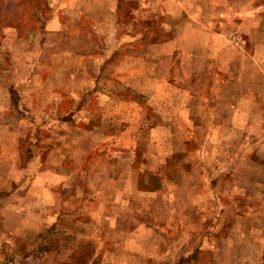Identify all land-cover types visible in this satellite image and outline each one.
I'll return each instance as SVG.
<instances>
[{
  "label": "rangeland",
  "instance_id": "obj_1",
  "mask_svg": "<svg viewBox=\"0 0 264 264\" xmlns=\"http://www.w3.org/2000/svg\"><path fill=\"white\" fill-rule=\"evenodd\" d=\"M184 1L187 12L217 7L207 33H228L231 51L220 57L223 41L185 47L205 38L191 27L176 37L190 16L168 22L156 8L135 21L136 0L90 4L100 15H73V28L53 35L27 31L24 47L1 31V56L26 64L0 82V264H264L262 96L209 78L215 57L229 58L235 78L255 71L238 26L241 4L255 0ZM39 2L45 13L46 0L27 3ZM3 6L18 24V0ZM262 20L246 50L264 65ZM149 173L165 179L160 191L143 189Z\"/></svg>",
  "mask_w": 264,
  "mask_h": 264
},
{
  "label": "crops",
  "instance_id": "obj_2",
  "mask_svg": "<svg viewBox=\"0 0 264 264\" xmlns=\"http://www.w3.org/2000/svg\"><path fill=\"white\" fill-rule=\"evenodd\" d=\"M77 1L79 2V4L84 3V2L85 4L76 6L75 2ZM108 1L109 0H46L45 4L47 3L49 8L47 9L48 13L47 11L44 13V9L41 8V5H44L43 3L39 2L38 5L34 6V8L33 7L30 8L29 6H31V4H34V3L28 4L27 3L28 0H18V4H19V8H17L18 24L13 22L12 15L10 14L11 10H9V7L4 6L2 8V11L0 14V41L4 38L3 34L6 35V32L1 33L2 30H8L7 31L8 34L9 33L13 34L14 32L17 31L18 32L17 41L22 47L25 46L24 41H26L27 36H28L26 33L27 31H33V32L43 31L44 35H53V34H57L59 31L70 30L73 28V25H74L72 22L75 21L74 18H72L73 15H80V14L82 15L84 12H88L90 14L92 13L93 15H100V13L95 12V10L97 8L105 6L108 3ZM136 1L139 2V5L142 7L143 11L142 10L138 11L141 13L139 14L135 10V13H134L135 21H143V22L150 21V19H153L152 16L156 13V8H158L157 12L159 10L163 11V14L165 15V17L167 16L166 20L168 22L173 20L172 17L175 16L176 13L179 16L184 17L187 20H189V16H190L191 21L189 20L187 21V23H183L178 26V33L176 37L177 36L181 37V34L183 31H187V30H190L191 28L192 29L194 28V30L205 34V38L203 41H199V38H194L195 40H189L188 42L183 43L185 47L186 46L192 47L193 51H196L197 47L199 46H204L206 48L212 49L215 46V42L221 43V41H223V44H221L222 51H221L220 57L225 55L229 50L231 51L230 48L232 46L229 45L228 40H227L228 33L225 35L224 34L222 35V33H219V36H223L224 40H222V38L221 40L216 39L213 34L207 33L211 29V27L208 29L207 26L205 25V23H207V20L205 19L206 18L205 15L207 14L209 15L208 12H210L211 10H216L217 7L210 6V7L202 8V9L198 8L196 11H193L191 7V9L188 10L187 12V8L189 7V5L185 3L184 0H146V2L144 0H136ZM245 2L241 5L243 6V8H246L245 10L249 12L238 14V16L246 15V18L243 19V22H241V25H238V26H239V31H241V33L246 35V38L244 39V41L247 47L248 45H252L253 41L260 40L257 38L258 36L256 37L255 35L259 33H263V32H259V33L255 32L257 28H254L256 26H253V25L255 24V22H260V19L261 20L263 19L264 3H262L260 0H255L254 4H249L247 6ZM195 3H196V0L192 2V4H195ZM90 4H92L93 7L96 9L91 11L89 9ZM171 5L173 6V11L170 10ZM241 11H244V10H241ZM77 12L78 14H75ZM106 13L107 11L103 9L102 15H106ZM190 14H193V16H191ZM26 16H28V18H26ZM249 22L251 23L250 27L247 26ZM261 23H264V21L262 20ZM187 24H192V25H187ZM258 26L257 27L260 30L264 29L263 24H258ZM96 27L98 30H100L98 20H96ZM229 42L231 43L233 41H229ZM1 43L2 42H0V52H1ZM176 43L177 41H173V42L164 44V46H167V45L175 46ZM246 47L244 48V51L247 52L248 56H246L245 59H247V61L250 62L252 66L255 67L257 70L254 69L255 71H253L252 73L249 72L248 76H246L245 70H243L241 75L235 78L234 74L231 73V71L229 70L230 68V65H229L230 62H228L229 58L224 63H221L222 66H218L217 61H216L217 57H215L214 61H212V64L215 63L216 66H215V69H213L210 72L209 78L212 83V80H214L213 73H216L217 75L219 74V75L225 76L227 80L226 81L227 84L230 81H232V79L239 80V84L242 87H247V91L244 96H246L247 99H249L250 96L253 97L252 92L254 91L258 93L260 96H262L260 99L257 98L260 101L258 103V106H264V101L262 100L264 99V65H263V62H260L259 59L255 58V55H254L255 52L246 50ZM25 57L26 55L22 56L21 54L19 55V58L16 61L15 59H13V56L11 54L5 55L3 57L1 56V53H0V82H4V81L6 82V80L9 81L12 77H14V76H11L10 74L4 73V71H6L8 67L11 69H14V72H18L19 69L21 70L20 72H23L24 70L23 66L26 64ZM47 67L49 68L50 75H51L50 65H47ZM181 67L183 69L182 65ZM34 72H35L34 78L36 81V79L40 77L41 70H39L38 72L36 71ZM101 78L103 77L101 76ZM144 78L146 79V81L150 80L149 77H147L146 75L144 76ZM3 86H5V84ZM162 86H164L163 83H162ZM127 88H128L127 91L132 92L135 95H139V96L146 95L149 98H153L151 94L146 93L145 91L141 90L140 88L136 86L128 85ZM36 92L38 93L39 91L36 90ZM124 100L125 102L121 101V103H124L127 106H137V104H139L135 102L136 98L134 100H129V99L124 98ZM199 105H201V102L199 103ZM250 106H252V103L250 104ZM170 160L173 161L174 159L171 158ZM170 160L168 161L170 162ZM168 163L164 167V169L168 168ZM171 173H172V169H171ZM145 175H146L145 178L147 179V182L145 179L146 185L143 184L144 190L150 191L149 185L154 184L156 182L158 184L156 186H153V188H151L152 191H155V190L160 191L164 187L163 182L165 179H162L160 177V174L149 173ZM136 184H137V189L140 190L138 186L139 184L138 178L136 180ZM134 233H136V231H132L131 233H129L127 235V239L130 240V238L133 237L132 234Z\"/></svg>",
  "mask_w": 264,
  "mask_h": 264
},
{
  "label": "trees",
  "instance_id": "obj_3",
  "mask_svg": "<svg viewBox=\"0 0 264 264\" xmlns=\"http://www.w3.org/2000/svg\"><path fill=\"white\" fill-rule=\"evenodd\" d=\"M4 7V6H3ZM0 14H1V11H0ZM14 21H17V19H14Z\"/></svg>",
  "mask_w": 264,
  "mask_h": 264
}]
</instances>
